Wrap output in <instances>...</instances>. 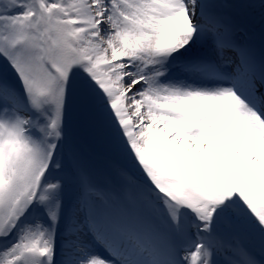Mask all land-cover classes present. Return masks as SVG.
<instances>
[{"label": "snow or ice", "instance_id": "snow-or-ice-1", "mask_svg": "<svg viewBox=\"0 0 264 264\" xmlns=\"http://www.w3.org/2000/svg\"><path fill=\"white\" fill-rule=\"evenodd\" d=\"M0 264H264V0H0Z\"/></svg>", "mask_w": 264, "mask_h": 264}, {"label": "rangeland", "instance_id": "rangeland-1", "mask_svg": "<svg viewBox=\"0 0 264 264\" xmlns=\"http://www.w3.org/2000/svg\"><path fill=\"white\" fill-rule=\"evenodd\" d=\"M109 162L112 163L113 165H116L117 167H119L120 164L123 163L122 161H118V160H112V161H109Z\"/></svg>", "mask_w": 264, "mask_h": 264}, {"label": "bare ground", "instance_id": "bare-ground-1", "mask_svg": "<svg viewBox=\"0 0 264 264\" xmlns=\"http://www.w3.org/2000/svg\"><path fill=\"white\" fill-rule=\"evenodd\" d=\"M105 163L110 164L111 166H115V167H117L116 165H113V164L110 163L109 161H108V162H105Z\"/></svg>", "mask_w": 264, "mask_h": 264}]
</instances>
